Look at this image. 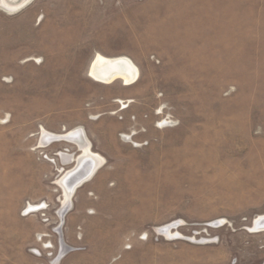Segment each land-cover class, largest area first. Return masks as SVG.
I'll list each match as a JSON object with an SVG mask.
<instances>
[{"label": "rangeland", "instance_id": "374dc122", "mask_svg": "<svg viewBox=\"0 0 264 264\" xmlns=\"http://www.w3.org/2000/svg\"><path fill=\"white\" fill-rule=\"evenodd\" d=\"M263 215L264 0H0V264H264Z\"/></svg>", "mask_w": 264, "mask_h": 264}, {"label": "bare ground", "instance_id": "6f19581e", "mask_svg": "<svg viewBox=\"0 0 264 264\" xmlns=\"http://www.w3.org/2000/svg\"><path fill=\"white\" fill-rule=\"evenodd\" d=\"M89 74L94 79L100 82H105V83H111L117 80H121L123 84L131 85V84H134L138 79L137 67H135L133 63L126 57L105 58L103 56L98 55L94 59L91 65ZM73 135L78 136L77 133ZM53 137L58 138L59 136H53ZM80 145L82 147L83 154H81V156H79L76 159L77 161L76 167L68 171L67 173H65L63 178L60 180V184L64 187V190H65V199H66V200L64 199L66 203L65 205L67 206L69 205V207H70V200L72 199L73 194L76 191V189L81 184H83L85 180H88L91 177V175L98 169V167L102 165L103 163V159L100 157V155L94 153V151L92 150L89 141H86L85 143H80ZM85 158L90 159V161L92 162L91 163L92 165L86 171L84 168V164H82ZM71 176H74V179L76 177L77 178L72 182V185L69 186L68 177H71ZM62 217H64V214H62ZM262 217H264V215ZM262 217H260L259 220Z\"/></svg>", "mask_w": 264, "mask_h": 264}]
</instances>
